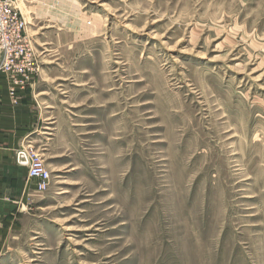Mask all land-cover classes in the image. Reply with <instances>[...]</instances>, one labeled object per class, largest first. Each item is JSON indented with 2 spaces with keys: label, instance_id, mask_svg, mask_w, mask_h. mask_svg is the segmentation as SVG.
Segmentation results:
<instances>
[{
  "label": "rangeland",
  "instance_id": "rangeland-1",
  "mask_svg": "<svg viewBox=\"0 0 264 264\" xmlns=\"http://www.w3.org/2000/svg\"><path fill=\"white\" fill-rule=\"evenodd\" d=\"M73 2L25 13L51 182L0 264H264V0Z\"/></svg>",
  "mask_w": 264,
  "mask_h": 264
},
{
  "label": "crops",
  "instance_id": "crops-1",
  "mask_svg": "<svg viewBox=\"0 0 264 264\" xmlns=\"http://www.w3.org/2000/svg\"><path fill=\"white\" fill-rule=\"evenodd\" d=\"M17 3L25 18L27 13L34 22H47L71 31L68 27L72 22L73 0H17ZM78 14L82 15L80 11ZM97 26L85 28L83 24L90 37L98 36ZM39 74L25 88L14 86L6 76L0 77V253L32 209L34 198L44 193L36 191L27 168L17 164L15 157L42 129L43 107L36 101L42 93L37 87Z\"/></svg>",
  "mask_w": 264,
  "mask_h": 264
},
{
  "label": "built area",
  "instance_id": "built-area-1",
  "mask_svg": "<svg viewBox=\"0 0 264 264\" xmlns=\"http://www.w3.org/2000/svg\"><path fill=\"white\" fill-rule=\"evenodd\" d=\"M41 70L39 56L27 34V21L17 0H0V77H8L16 87L31 85ZM17 164L27 168L37 192H46L51 172L40 152L27 144L16 152Z\"/></svg>",
  "mask_w": 264,
  "mask_h": 264
}]
</instances>
